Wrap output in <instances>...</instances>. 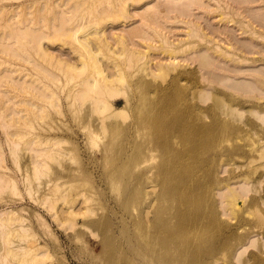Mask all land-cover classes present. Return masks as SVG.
<instances>
[{"label":"bare ground","instance_id":"obj_1","mask_svg":"<svg viewBox=\"0 0 264 264\" xmlns=\"http://www.w3.org/2000/svg\"><path fill=\"white\" fill-rule=\"evenodd\" d=\"M129 1H133L135 4H142L141 6H134V8L143 7L144 11L137 10L135 14H131ZM155 1L0 0L1 65L7 66L8 63L12 66L14 65L18 67V70L17 68L14 70L17 72L20 70L18 73L22 75L28 72V69L21 62L15 64L14 58L12 59L11 57L17 56L18 58L14 60L19 59L18 61L37 63V68L33 69V72L29 71V73L23 74L24 77L26 75L31 77L25 80H23L24 77H21L22 79L19 80L21 84L17 88L19 90H11L16 87V84L11 86L15 78L12 80V84L7 81L12 87L8 91L11 90L10 93L14 91V95L10 96L11 94L8 92L10 95L4 96V99L7 96H10V99L19 97L20 100H15L16 105L25 104L29 106L27 101L31 100L28 108H33L32 111L36 119L31 115L30 118L28 116V121L25 115H21L20 119L18 117V119L11 118L9 120L4 119L6 116L3 117L1 115L0 117V119L3 117V121H5L2 123L1 120L0 123L4 127L3 130H8L5 133L11 131V129H14L12 132L22 133V140L19 139L21 140L20 142H14L13 140L15 139L11 137L12 139L7 140L10 143H7H9L13 163L17 164L19 168L21 166L20 170L23 169L26 173L23 179L25 180V187L29 189H27L28 192L31 191V184L36 179L40 180L39 184L42 187L46 185L41 179L43 175L50 172L49 163L60 161L63 156L64 148L60 150V146L56 145L57 148L55 144L51 145L52 140L55 143L58 140H54L55 138L46 140L47 138H44L46 142L41 134L34 132V130L43 127L38 120L42 117L40 114L43 110H50L51 107L52 110L50 112L55 110L64 113L63 103H59L62 100V95L67 100L66 104L69 110L80 112L82 105L81 96L85 97L87 95V98H89L90 92L94 93V89L98 91V94L95 91L96 96L98 95L97 97L92 96L89 98L91 114L96 111H102V113L109 111V114L99 112L101 116L103 115L106 118L99 117L98 120L96 119L99 125L107 126L110 125L109 122L112 123L110 120L108 121L109 118L120 115L126 110H143L144 103H133L131 99L133 95L129 94V91L135 94V89L141 87L143 90L158 96L160 101L157 104L162 112L167 111L169 108H174V105L184 111L190 110L191 112H187L174 124V128H170H173L180 135L192 133L197 138L196 146L201 145L202 147L210 148L215 146L217 150L220 139H226L236 141L232 143L233 152L244 151L245 144L243 143V145L237 141H245V138L252 135H249L250 127L253 125L256 127L255 124H259L264 132V68L259 69V65H257L258 63L264 65V0H234V2L239 3L237 6L225 0H160L157 2V6L155 4L151 5ZM15 2L20 3L19 7H12ZM161 2H164V4L162 5ZM247 2L248 5H241ZM146 6L150 7L145 9ZM195 8L202 9L204 16L206 13H216L213 16L219 18L217 24L208 23L206 27L192 19L191 17L194 16L193 9ZM202 14L200 12L198 16L202 17ZM135 18H140V21L137 23L138 20ZM197 19L201 18L197 17ZM10 21L12 22L8 23ZM180 24L186 26L184 36H170V34H174ZM117 27L119 29L114 30ZM110 37L112 40H109ZM58 42L62 43V46L67 45L70 47L72 52L77 53V57H74V59L69 58L65 49H61L59 53L55 52L56 48L51 49V46L56 45ZM151 51H154V53L151 54ZM189 52L191 53L188 57L179 56V54ZM8 54L14 63L7 61L6 56H3ZM147 69L148 71L144 77L140 78V81H135L133 84L128 83V86L123 89L118 86V83L124 82L128 76L133 78L141 70L146 71ZM170 71H175V74L169 80L165 79L161 82H156L158 77L164 78ZM4 72L10 73V71H3L4 76ZM192 75L198 76V83L191 86V90L195 86L197 90L192 95L199 100L206 101L214 92L223 93L222 91H226L229 100L226 112L228 115L227 119L217 118L210 123L201 118L198 112L202 110L200 106L197 105V109L191 110L190 106L192 105H188L190 101L187 102L184 98V82L190 80L188 76ZM4 76L0 73V77L6 80ZM2 78L0 81H3ZM19 83H17V86ZM27 83L32 87H27ZM189 83L192 85L191 80ZM4 84L5 82L3 86H6ZM122 90L125 99L117 107L115 99L111 98L114 95L118 96L121 94ZM4 91L3 93H6ZM32 99H34V102ZM9 100L6 99L5 102ZM155 103V101L151 102L150 107H153ZM19 105V109L16 112L20 114L25 110L27 111V106L23 105L20 107ZM3 108L4 105L1 106L0 103V109ZM11 108L13 109V107ZM29 111L27 112L29 113ZM28 113L27 115L30 114ZM244 113L252 114V117L244 119ZM5 114L7 115L8 113H5L4 110ZM50 115L52 116V113ZM165 120L168 119H163V121ZM235 120H237V123H235ZM45 122L50 125L49 121L45 120ZM211 130H216L217 133L211 134L209 132ZM33 132L39 138H35V136L34 141L35 139L38 140L28 143L27 140L29 141V139L24 136ZM255 133L258 134V132ZM236 135L237 138L239 135L242 139H234ZM260 139L262 141H258L259 144L257 143L258 145L254 149L261 157V155H264V137ZM56 144L59 143L57 142ZM151 146L149 144L148 151H150ZM168 146L170 151H175V157L174 155L172 158L164 156L157 166L145 167L141 175L132 178V184H129L131 190L129 200L134 204V208L138 205L137 196L141 190L140 188H142L141 185L145 187L149 183L151 186L149 187L152 189L153 187H156V189L157 187L160 188V191H156L154 194H151L152 191L150 193L145 188L144 192L148 193L147 196L151 198L150 196L154 195L152 196L154 198L143 209H139L142 214H138L142 215L143 219L141 217L139 220L137 218L135 220L134 218L132 219L135 259L131 264H214L215 261L218 262L220 257L216 256L215 258L212 257L211 260H207L204 255L217 253L216 251L220 245H223L225 249H229L223 251L222 256L228 253L232 254L231 264L234 263V259L240 263L247 264L250 256L245 258V255L252 247L256 248L255 255H251L256 259L254 264H264V232L244 234L241 232L240 224L233 221H231L233 223L229 224L227 222L226 224L222 221L223 215L228 217L227 215L230 213V208L228 207L230 205L236 204L234 207H239V203H245L246 208H251L253 203L252 208L256 207L257 204L263 203L264 205V195H258L263 188V175H259L260 173L257 176L253 174L256 172L251 170L253 168L251 166L248 171L251 170L252 174L251 171L249 174L248 172H243L239 175L236 174V176L231 174V177L228 178L236 177L235 179H238L246 177L247 179L251 178L249 179L250 181H244L243 179V181L237 182L238 186H234L231 183V179L229 184H225L226 187L224 186V188L220 189L218 188L219 183L217 186L219 190L215 193L216 184L214 181L210 182L208 178L192 175L194 170H200L202 160L197 158L193 161L183 159V157L193 153L198 148L191 146L190 148L185 147L182 149L173 142L168 144ZM25 147L31 151V156L29 164L23 168L21 164L22 151L20 150L26 149ZM110 149L109 147L107 151H110ZM247 150H250V148ZM59 151H62V155L61 153L59 154ZM253 151L257 154L253 149L250 153ZM178 153L181 159H179ZM255 154L253 156L250 155L249 158H254ZM258 154L255 157H259ZM153 155L146 157L150 158ZM74 157L72 156V159ZM149 158L147 159L149 160ZM147 159L145 160L148 161ZM252 161L255 162L256 160H248L250 164ZM19 168L17 167L16 169L19 170ZM11 170L5 158L4 149L0 144V197L6 193L13 194L19 191V184L15 177L9 174ZM155 173H157L158 178L151 176ZM252 175L255 176L252 178ZM149 187L147 188L148 190ZM31 192L30 194H33V189ZM19 193L17 195L21 196ZM48 198H50L49 201L53 200L51 197ZM134 198L137 200L136 202ZM209 198H212L211 202H208ZM47 200H45V203ZM54 206L56 205L54 204ZM234 207H231V209H234ZM137 208L139 207L136 206ZM252 208L251 210L248 209V212H253ZM258 209L256 210L258 211ZM263 209L262 212L264 211ZM18 211L19 209L15 207H3L0 209V222L5 223V220L9 219L16 221L17 217L20 216ZM241 212H243V209ZM237 213L235 214L236 216L234 215L235 218L239 215ZM250 213L247 214L250 216ZM247 214L245 216L250 220ZM231 215L229 214V216ZM257 215L259 216V214ZM260 215L257 218L254 216L253 219L261 217L260 219L263 221L264 213L260 212ZM137 216L139 215L135 217ZM20 218H18L19 222L23 220L22 216ZM241 220L243 219L241 218ZM139 221H142L143 226L139 227ZM1 223L0 225H2ZM211 223H216L222 229L221 236L215 242H209L210 240L205 238L210 233L213 225ZM44 225L49 228L46 224ZM260 225L258 227H264V224H262L263 226ZM16 229L20 234L24 235L29 228L20 224ZM236 242L239 244L234 246ZM33 249L26 246L9 245L6 248L7 251L0 254V263L14 264L9 258L11 253L14 252L15 256H27L31 251H33L32 253L35 252ZM39 255V253L34 254L32 264H46L45 260L43 263L35 259L43 258H39ZM114 258H116L114 255H110L102 264H115ZM21 264L30 263L27 259H24Z\"/></svg>","mask_w":264,"mask_h":264},{"label":"rangeland","instance_id":"obj_2","mask_svg":"<svg viewBox=\"0 0 264 264\" xmlns=\"http://www.w3.org/2000/svg\"><path fill=\"white\" fill-rule=\"evenodd\" d=\"M159 1L160 0H156L151 5L155 4L157 6L158 5L157 2ZM225 1L235 4V6L239 5V3L234 2V0H225ZM129 2H130L129 7L131 14H135L137 10L144 11L143 7H140L138 9L134 8V6H141L142 4H135V2L133 1L132 2L129 1ZM161 4L163 5L164 2H161ZM19 5H20L19 2H15L12 5V7H19ZM241 5L243 6L248 5V2L246 4L242 3ZM148 7L150 6H146L145 9H147ZM200 12L203 13L202 17L198 16ZM193 14L194 16H192L191 18L202 23L206 27L208 26V23L217 24V21L219 19L218 17L213 16L216 13H212V14L206 13L204 16V12L200 8L193 9ZM197 17L201 19H197ZM135 19L138 20L137 23L140 21V18H135ZM11 22L12 21L8 23ZM185 28L186 26L184 24H180L178 26V29L175 30L174 34H170V36L172 37L184 36V32L186 30ZM118 29L119 27L115 28L114 30H118ZM109 40H112L111 37L109 38ZM52 48L53 49L56 48L55 52L57 53H59L61 49H65L66 50L65 52L66 54H68L69 58L74 59V57L75 58L77 57V53L72 52L70 47H68L67 45L62 46V43L60 42L56 43V45L51 46V49ZM150 53L152 54L154 53V51H151ZM190 53L191 52L179 54V56L185 58L190 56ZM3 56L4 57L6 56L5 58L8 59L7 61H11V62L15 61V64L17 62H21V64L28 69V72H25L26 74L29 73V71L33 72L35 68H37V63L18 61L19 59L14 60L18 58L17 56L11 57L12 59L14 58L12 61L9 54ZM103 61L105 62V60ZM1 62L2 61H0L1 75L4 76V74L2 73L3 71H10V73L4 72L5 73L4 77L6 80L0 77V80L2 78L3 81L5 82L4 85H6L3 86L4 82L0 81L1 82L0 86L2 85L0 88L1 90L0 95L2 94L0 96L1 97L0 103L1 106L4 105L5 108V109L4 108L0 109L3 111V112L1 111L3 114L0 112V117L1 115L3 117L6 116L4 117V119L9 120L11 118L18 119V117L20 119L21 115H25L27 119L28 116L30 118L31 115L34 116L35 118L34 112L32 111L33 108L32 109L28 108L30 107L31 100L27 101L29 103V106L23 104L25 105V107L27 106L26 107L27 111L30 110L29 111L30 114L26 110L23 113L19 114L18 112H16V110L19 109L18 107L19 104L18 105L15 104V102L17 101V99H19V97L10 99V96L14 95L15 89L19 90L17 89L21 84L19 83V80L22 79L21 77H24L23 74L25 73H23L22 75L20 73L19 75L18 72L20 70L18 72L14 70L16 68L18 70V67L14 65L13 66L10 65L8 62H3L9 64V65L7 64V66L5 65L3 66L1 65ZM257 65H259L258 66L259 69L264 68L263 64L258 63ZM10 69H13L14 72H12L13 70ZM147 71L148 69L146 71L141 70L139 74L133 78L128 76L124 82H119L118 86H120L121 89H123L124 87L128 86V83L133 84L135 81L137 82L140 81L141 80L140 78L144 77ZM174 74L175 71H170L164 76V78L158 77L156 82L158 81L161 82L162 80L165 79L169 80L171 76ZM29 77L31 76L26 75L23 80L28 79ZM189 78L192 81V85H190L189 83L190 80L184 82V87H185L184 98L185 101L187 102L190 101V103L188 102V105L189 106L192 105L190 106L192 108L191 110H193L194 108L197 109L198 108L196 107L197 105L200 106L202 110H199L198 112L201 118L210 123H212V121L217 118L219 119V118L228 117L226 112L228 109L229 100L226 91H222L223 93L214 92L206 101L199 100L192 95L194 91L197 90L195 86L192 87L191 90V86L197 85L198 76L192 75V76H188V79ZM193 79H194V83H193ZM12 80H14L13 81L14 83L12 82ZM7 81L11 84L13 83L14 85L8 84ZM17 83H19L18 86ZM163 83H165V81H163ZM15 84L16 87L14 89H11L14 91L10 93L11 90L8 91V89H10L11 86H15ZM27 85H28L27 87L29 88L32 87L29 86L30 84L28 83ZM135 90H136L135 94H133L130 91L129 94L133 95V97H131L133 103H140V104L144 103L143 110L140 111H136V110L133 111L132 109L126 110L124 113H121L120 115H115L109 118L108 121L110 120L112 123L109 122L110 125L107 126L99 125L96 121V119L98 120L99 117L101 118L105 117L103 115L101 116V114L99 113V112L102 113V111L99 112L96 111L97 113L93 112L94 114H91L89 98L92 96L93 97L98 96V95L96 96V94H98L97 93L98 91H96L95 89H94V93L90 92L91 95L90 97L88 96L89 98H87L86 94H85L86 96L84 95L86 98L81 96V100L84 101L83 103L81 101L82 105L80 107L81 108L80 112L73 111L75 112L73 113L71 110L67 108V104H66L67 100L64 97V95H62V100L59 101V103L60 102L61 104L63 103L64 113L63 112L60 113L55 110L53 112L52 111L50 112V110H52L51 107L50 110L47 109L45 111L44 110L42 111V113L40 114V116L42 117H40L38 120L42 123L43 127L34 130V132L37 134H41L43 139L47 138L46 140H49L48 138H50L52 140V138L53 139L55 138L54 140H58L56 141V143L58 142L59 144H56L53 140L52 141L50 140L51 145L55 144V146L56 145L60 146L61 147V148L59 147L60 150L64 148L63 152L59 151V154L62 152L64 157L62 156L60 161L51 160L52 162L49 163L48 168L50 172L48 174L43 175L41 179L43 183H46L45 186L42 187L39 184L40 181L39 179H36L32 182L31 188L33 189V194H30L32 189L30 192H28L27 191L28 188L25 187L26 185L24 183L25 180L23 179V177L24 174L26 175V173L23 171V169H21L22 171L20 170V168H22L21 166L19 168L17 164L15 165V163H13L9 150L10 142L7 141L9 139L14 138L15 139L13 140L14 142L15 141L20 142L22 140V135H21L22 133H17L16 131L12 132L14 129L13 130L11 129V131H9L10 133L6 132L7 133L6 134L5 131L8 130L5 129L4 131L3 130L4 127L1 126L2 124H0V144L4 149V154L7 163L9 167L12 169L9 174L15 177L17 183L19 184L18 187L19 191H17V193L18 192L21 193V194L19 193V195L21 196H18L17 193L14 192L15 193V194L13 193L14 195L11 193L10 194L6 193L2 197H0V209L6 206L15 207L16 209H19L18 214L22 216L23 219L21 222H19L21 218L20 216H18L16 221L9 219V220H5V223L0 222L2 224L0 225V254L6 252L7 251L6 248L9 245L26 246L27 248H34L33 250H35V252L32 253L33 251H31L30 253L31 255L28 254L27 256H17V255L15 256L14 252H13L14 254L11 253V255H9V258L14 264H21L24 262V259H27L29 263L32 264V262L34 261L35 253L40 254L39 258L40 257L44 258V259L40 258L41 260L38 258L35 259H37V261H42V262L45 260L46 264H102V262L106 261L110 255H114L116 257L114 258L115 264L118 263L131 264L135 259V253L133 250L134 240L132 237V229H133L132 219L134 218L135 220V218H137L139 220L140 217L142 216L140 215L142 214V211L140 213L139 209L140 208L143 209L153 200L152 198H154L152 197L154 195H151L150 196L151 198L147 196L148 193L144 192L145 188L150 193L152 191L151 194L156 193V191L159 192L160 188L157 187L156 189V187H153L155 191L154 192L153 189L150 188L151 186L149 185V183L146 184L145 187L141 185L142 188H140L141 189L139 191L140 194L138 193V196L136 195L138 201L135 199L136 197L134 198L135 202L136 201L138 202L137 203L138 205L136 204L135 205L139 207L136 209V206L134 208L133 207L134 204L131 202V200H129V194L131 191L129 188V184H132L131 183L132 178H134L137 175H141V173L145 170V167L147 168V167L157 166L164 156L172 158V156L174 155L175 157L176 156L175 151H170V148L168 146V144L172 142L175 145L178 144V146H180V148L182 149H184L185 147L190 148L191 146L198 148L193 153L183 157V159L184 160L186 159L188 161H193L195 158H197L198 160H202V165L200 166V170L197 169L194 170V174L192 175L200 176L202 178L203 177L208 178L210 182L214 181L216 184L215 185L216 188H214L215 193L220 188H224V186L226 187V185L229 184L231 181H232L231 182L232 185L238 186L237 183L238 181L241 180L243 181V179L244 181L246 180L250 181L249 179H251L249 178V176H248L249 179H247L246 177L244 178L237 177L238 179H235L236 177H234L231 178L232 180L228 179L229 177H231V174L232 175L234 174L233 176H236V174L239 175L240 173L243 172L246 173L248 172L249 174V172L252 170L256 172L253 174L257 176L258 173H260L259 175L262 174L264 178V158H263L264 155L263 156L261 155L260 157L256 149H254L255 146L257 147L259 142L262 141V139L260 138L264 137V132L262 131L263 129L261 126H259V124H255L256 127L254 125L250 127L249 135L250 134L252 135L249 136L250 138L249 137L245 138V141L247 142H245L244 140H240L242 138L239 135L238 138L237 135L234 137V139L240 140L237 141L238 143L245 144V145L243 144L245 146L244 151L238 150L236 151V153L233 152L232 143L234 141L226 140V139L225 140L220 139V142H218L219 147H217L218 150L215 148V146L213 148L205 147V146L202 147L201 145L196 146L195 142L197 138L192 133L188 135H180L178 132H176L173 129L174 124H176L178 120L182 116H184L187 112H191L190 110L184 111L180 107L174 105V108H169L167 109V111L162 112L157 104V102L160 100L156 94L149 93L148 91L143 90L141 87ZM3 91L6 92L7 94L3 93ZM8 92L11 95L8 94ZM120 93L121 94H119L118 96L114 95L113 96L114 98L113 97L111 98L113 100L115 99L117 107H119V105L122 104L125 99L123 90ZM6 95H10V96L5 97L4 99V96ZM6 99L8 100L10 99V100L8 102H5ZM32 101L34 102V99H32ZM154 101L156 102L155 105L153 107H150V103ZM79 102H80V96H79ZM23 105L21 104L19 106L21 107ZM193 105H195V107H193ZM6 107L10 108V110H8L7 108L6 111ZM11 107H13V109ZM4 110L5 113L7 112L9 115L8 114L4 115ZM31 111L33 112V115ZM26 112L29 115H27ZM51 113L52 116L50 115ZM106 113L109 114L110 112L107 111ZM251 115L252 114L244 113V119L248 117H252ZM3 117L2 119H0V123L1 120L2 123L5 122L3 121ZM166 118L168 120L163 121V119ZM45 120H47V122L49 121L50 125H47L48 123H46ZM235 121L234 122L237 123V120ZM255 130H259V131H255ZM254 131L258 132V134L260 135L256 134ZM34 132L28 133L24 136L25 138L29 139V141L27 140L28 143L36 142V140H38L35 139L34 141V137L35 136H36L35 138L38 137V135L35 134ZM209 132L211 134L217 133L216 130L215 131L211 130ZM46 140L44 139V141ZM52 142L54 143L52 144ZM149 144L152 145L150 151H148ZM109 147L111 149L110 151H107ZM249 148L250 150H247ZM26 149L20 150L22 151L21 164L23 168H25V166L29 164L30 156H31V151L28 148ZM252 149L256 151V153L259 155L260 158L255 157L257 156V154H255L254 151L252 152L253 154H255L254 158L252 157L251 159L249 158L250 155L253 156V154L250 153ZM65 150L67 151L64 152ZM67 152L68 154H66ZM64 153L66 154V156ZM71 154L72 156H75L76 159L75 157L72 159V156H70ZM152 154L154 155L151 156L150 158L146 157ZM234 155L238 157L236 158ZM147 158H149V160ZM145 159H147L148 161H146ZM179 159H181V156H179ZM253 159L254 161L255 160L256 161L255 162L252 161L251 163L252 165H251L248 162V160H253ZM251 166H253V168H251ZM17 167L19 168V170L16 169ZM249 168H251L250 171H248ZM255 175H252V178ZM151 176L158 178L157 173L152 174ZM218 185H219L218 187L219 189L217 188ZM147 186L148 187L150 186L149 190L147 189L148 188ZM261 194L264 195V182H263L262 191L258 195ZM145 196H147V198H145ZM48 197H51V199L53 200L55 197V200L57 199V201L55 200L49 201L50 198ZM149 199L150 201H148ZM45 200H47L49 204L47 201L45 203ZM211 201L212 198H209L208 202ZM53 202L56 206H54V204L52 205ZM56 202H58V204H56ZM155 204L156 202L154 203V206ZM243 204L239 203L238 204L239 207L236 206L234 207V205L236 204H233L232 206L230 205L228 207L230 208V210L229 209L228 210L230 211L229 214L230 215L232 214L231 215L232 218L231 216H229V214L227 216L230 218L222 214L223 215L222 221L225 222L226 224L227 222L229 224L233 222L240 224L242 230L241 232H243L244 234L245 233L256 234L259 231L264 232L263 230L264 227H262L263 229L261 227H258V225L264 224L263 222L264 220L262 221L260 219L261 217L256 219L257 217L262 215V214L260 215V212L264 213V211L262 212V208H264L263 203H261L260 205L257 204L256 207L254 206V208H252L254 203L253 205H251L252 211L253 210L255 211V212L253 211L254 213L248 212V209L251 210V208H246L245 203ZM257 206H260L262 208L260 209V207ZM231 207H234V209L236 208L234 212H233L234 209L232 208L233 209L232 210ZM241 207L243 209V212H241L242 211ZM237 208L241 210L239 209L237 210ZM257 208H259L260 210L258 209L257 211L256 210ZM236 210L237 212L238 211L239 212L237 213ZM244 211L245 214L247 213L251 214L250 216L247 214L250 217V220L249 218H247V216H245ZM235 212L237 213V215L239 214L236 218H235L236 216ZM254 214L256 215L259 214V216L258 215L256 216ZM136 215L139 216L135 217ZM240 215L243 217H241ZM254 216H256V218L253 219ZM18 218H20L19 221ZM241 218L243 220H241ZM3 224H5L6 226ZM20 224L25 225L26 227L29 228L24 235L20 234L16 229V227ZM44 224L49 226V228L46 227ZM141 226H143L142 221L139 223V227ZM243 229L244 231L246 230V232H244ZM220 234H222V229L218 227L216 223H214L210 229V233L206 235L205 238L210 240L209 242H215L219 238V236H221ZM238 244L239 243L236 242L234 243V246ZM225 250H229V249L227 248L225 249L223 245L222 246L220 245V247L216 251L217 253L215 254L208 253L207 255H204V258L207 260L208 259L211 260L212 257L215 258L216 256H218L220 258L218 259V262L215 261L216 263L214 262V264H231L232 254L228 253L222 256V253ZM249 250L250 251H248L245 255V258H247V256H250L248 257L249 261L247 262V264H254L256 263V259H254L253 256L256 253L255 252L256 248L252 247ZM234 263L243 264L235 259H234Z\"/></svg>","mask_w":264,"mask_h":264}]
</instances>
